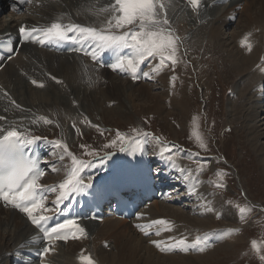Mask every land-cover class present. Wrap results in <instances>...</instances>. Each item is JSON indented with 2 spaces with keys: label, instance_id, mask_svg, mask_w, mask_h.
I'll return each instance as SVG.
<instances>
[{
  "label": "bare ground",
  "instance_id": "bare-ground-1",
  "mask_svg": "<svg viewBox=\"0 0 264 264\" xmlns=\"http://www.w3.org/2000/svg\"><path fill=\"white\" fill-rule=\"evenodd\" d=\"M14 2L15 0H0V7L3 6L8 8V6H12V3ZM111 2L112 0H42L39 5H29L24 14L19 13V16L21 17L17 20L15 19L13 22L11 21L7 26H5V28L0 31V35H3L4 33L13 34V32H16L19 29L21 24L29 27H32L33 25L48 26L61 16H63V22L65 24L69 22V19L72 22L80 24H98L99 21L103 20L107 14L100 16L98 20L96 16L90 15L87 9L92 6L106 7ZM202 2L204 10H207V12L203 15L200 14L201 11H199V9L194 10L188 3V0H173V7L169 10V16L173 21H179L180 19L179 25L175 24L176 21L173 23L176 34L181 37V44H184V41L187 43L189 39L191 40V37L189 39L186 38L189 31L193 32L192 38L198 37L199 31L206 32L208 27L210 29V33H219L224 25L229 23L232 24L235 21L236 23L239 22L238 24L244 27L243 32H241L243 33V36L239 39L243 40L246 35L249 33L251 34L248 36V39L250 38L249 41L252 44L251 51H248L246 48V51L240 50L237 52L236 50L233 51V49H230L231 51L228 52L231 56H233L232 61L236 63L239 75L242 77V80L239 79L241 82L237 81V86H240V84L243 83L242 81H245V85L243 86H245L246 95L244 97L240 96L241 101L238 99L241 102V106L238 108V113L241 114V119L242 117L245 119L244 122L246 121L247 125L249 122H254L250 126L248 125L249 130H247L246 133L248 135V132L250 131L253 142L252 147L257 153L262 154L264 151V145H260L259 140L264 133L259 131V129L264 125V123L260 124V122H258V118L260 109L262 108L264 102V71H261V69L264 68V59H262L264 58V0H202ZM240 5L242 8L239 12L237 9ZM203 17H205V20L198 25L199 31H196V24L199 21L198 19H203ZM189 19H192L193 23H195H191ZM237 19L239 20L237 21ZM215 35H217L219 39H222L224 45L228 49L232 47H230L231 44L228 39L224 40L221 38V35ZM196 42L197 41H195V43ZM183 48L185 51L186 45H180V50ZM239 49H241V47ZM131 54V51H129V55ZM115 58L113 63L115 62ZM109 65L106 66L109 67ZM151 67L153 66L151 65ZM174 69L175 71L172 70L173 73L171 74L173 76L177 72L176 66ZM127 74V72L125 73L119 70L114 71L111 67L110 69L101 67L91 60V56L85 57L79 53L58 54L48 49H44L43 47L39 48V44L34 45L32 43H22L18 54L6 64H3L0 68V115L7 117L6 121H0V126L7 127L12 121H16L17 124L21 125L23 128L29 129L31 134L46 137L47 141H55L57 139H62V137L59 135L53 124L50 126L49 124H41L42 122L32 124L31 120L39 116L48 117L51 109L55 107L54 104L58 102H61L62 107L66 108L64 111L62 110V114H65L66 117L72 116L73 119L84 122L85 118L82 115L83 111H81L84 105L92 104L102 109L104 107L103 104H106L105 106L108 109V105H111L109 103L113 100H117V102H115L117 105L106 111L107 113L121 114L123 112H127L123 109H133V102L135 100L134 96L139 100L147 98L146 101L149 100L150 102H155V99L157 100L158 95L151 94L149 91V86L152 83H144V81L135 83L134 81L140 79L133 80L131 75L129 74L128 77L126 76ZM160 74L161 73L159 72L158 77L162 76ZM154 75L155 74L153 73L152 77H154ZM52 77H55L56 79L54 80ZM155 78H157V75ZM32 80H36L38 83H43L44 87L41 88L34 85ZM160 80L159 81L162 84V81H165L162 77ZM57 81H61L62 83H57ZM152 81L154 82L153 78ZM168 82L170 84V79ZM5 93L8 95L5 96ZM248 97L253 99L251 106H249L247 101L246 103L244 102ZM11 100H15V102L21 106L20 109L15 108L14 105L11 104ZM229 100L232 102V99L229 98ZM173 101L175 106L177 105L181 110H185L187 105H185V101L181 102L179 100V102H177L176 99H173ZM156 102L153 105L154 107L157 104ZM73 103L79 104V108L76 107L77 105L74 107ZM128 104L131 108L128 107ZM155 108L158 109V111L161 110V108ZM5 109H7V111H5ZM67 112L69 113L67 114ZM48 118L51 119L50 117ZM87 121H90L91 125L94 123L92 118L91 120L90 118L87 119ZM70 125L72 128H69L68 124L67 137L74 140V136L76 134L73 130V124ZM250 135H248L249 139ZM143 137L138 140L140 141V151H142V153L145 138ZM47 141L41 140L36 143H40L41 147L45 148L46 151L49 149V155L53 151H56V154L53 157L50 156L48 161L49 163H51V160L55 161V164L50 165L49 168L55 166L58 171H55L54 174H52L54 175L53 180L50 178L51 181L49 182L47 179V173L44 181L42 179L40 184L55 186L66 178V175H60L59 173L64 171L65 166H70V158L65 156L62 163L58 158L59 155L57 154L58 151L61 150L56 149ZM72 145L73 144L68 145L70 151L74 150L71 148ZM38 150L39 149L36 148L35 152L38 153ZM171 164L175 165L174 160ZM97 165L98 164H94L91 166V169H94V172L97 174L94 177H91L93 180L100 177L110 176L108 173L110 168L106 170L105 167L102 171H100L99 169H96ZM88 169L89 167L85 170ZM142 169L138 154L131 153L127 155L125 161V175H128L131 179L135 177L142 178ZM193 173L195 172L193 171L192 174ZM195 175L197 177L196 173ZM81 176L86 178L85 175L81 174ZM182 177L183 184L186 188L195 187L193 196L191 195L192 193H188L186 196L193 198L192 202H190L192 203V206L199 205L195 211H201V213H204L205 217L191 219L197 216V211L196 214H194L195 216H190V218L188 213L177 207V205L173 203L161 202L162 200H156L157 202H150V204H147L144 208L140 209L137 212L136 217L130 220L122 218H109L102 219V224H98L92 220L81 221L80 225H86L83 227L87 232V237L82 238L77 242H69L68 244L57 245V241L54 242V245H56V253H50L44 261L45 264H81L78 257L81 255L82 251L84 255L90 254L96 264H199L195 259L210 257L215 253V251L219 250L229 241L231 242L234 239L232 238L233 236H231V232L228 233L227 231V233H225L224 231L219 233V231L213 230L212 228L214 227H211L212 225L210 224L217 221L215 216L217 215V212H220L222 211L221 209L225 208L223 201L222 204L218 198L214 196V194L211 193V195L210 192L208 193L206 190L209 189L210 191V188L208 187L207 189V184L203 185V182L199 183L200 178L197 177V179L194 175H192L190 177V181L192 182L191 186V183L189 184L190 181L185 180L184 176ZM171 179L175 182L174 176H172ZM177 184L181 185V182ZM56 195L57 193L53 192L51 199L55 200ZM195 197L198 202L196 205L193 203ZM154 202L156 203L153 204ZM205 203H207L208 206H206ZM147 206L149 207L145 212L147 213L148 218L146 217V214L141 212ZM208 209L211 210L209 211ZM222 212L220 214H223ZM224 213L225 219H232V214L227 209ZM220 214H218L217 217H220ZM201 215L203 216V214ZM161 219L170 222V231L164 230L163 225H153L148 230L150 231L153 227L161 226L163 236H157L154 234L145 236L144 233L137 227V225L143 226L150 224L151 221ZM116 223L120 225L118 228L111 226ZM217 226L220 227L218 224ZM202 232H204V234L213 233L214 235L217 233L218 242L216 241L217 243L215 244L218 245L220 242L222 245L218 247L215 245L216 247L214 246V249L211 248L201 255L197 254L198 256L195 259L188 256V254L187 256H185V254L178 253L165 254L155 247L154 244L150 243L152 240H156L162 242L161 246L172 244L174 241L171 238L173 237L176 239L183 237L191 243ZM140 233H142L144 237ZM93 237H98V240H104V242L115 239L116 241L114 242V245L116 251L113 250L114 247L111 243L105 246H103L105 244L104 242L99 245H95V242L92 243L91 240ZM222 238L223 240L221 241ZM28 247H34L33 249L43 247V241L40 239L36 229L28 222L25 214L16 212L10 207L5 206L4 202H0V264H16V256L22 259L28 257V254H22L21 256V250ZM144 250H147L149 254H144L145 256H143L142 251ZM208 253L212 254H209L210 256L206 255ZM50 256H52L51 260L53 262H50ZM25 264H42V262H35L34 260H31Z\"/></svg>",
  "mask_w": 264,
  "mask_h": 264
},
{
  "label": "rangeland",
  "instance_id": "rangeland-1",
  "mask_svg": "<svg viewBox=\"0 0 264 264\" xmlns=\"http://www.w3.org/2000/svg\"><path fill=\"white\" fill-rule=\"evenodd\" d=\"M202 4L203 2L201 0V7L199 8L201 15L207 12V10H204V6ZM241 8L242 6L240 5L237 11L240 12ZM20 17L21 16H19L18 13H13L3 6L0 7V31L3 30L5 26H7L11 21L13 22L15 19L17 20ZM198 20L199 21L196 24L197 27L195 25L196 31H199L198 25L205 20V17ZM238 20L239 19H237V21ZM175 21L176 20H172V26L174 25L173 23ZM179 21H176L175 24L179 25ZM189 21L193 23L192 19H189ZM238 23L235 21L232 24H226L223 26L224 28L222 27L221 32L214 34L213 32L210 33V29L208 27L206 32L199 31L198 37L195 38H192L193 32L189 31L186 38L189 39L191 37V40L189 39L187 43L184 41V44H180L186 45V49L184 51L183 48L182 51L180 50L179 46V51L177 53V55L180 54V58L179 62L176 64L177 72L174 74V76L177 79H175V81H172L171 79L173 77V75H171L173 73L172 70L175 71V69L172 68L170 63L168 67H165L160 71V75L162 76L158 77V73L153 72L155 74L153 77L154 82L148 77L146 80L142 79L145 81L144 83L153 84H150L149 91L151 94L158 95V101L155 99V102L157 101L155 107L159 109L161 108L159 111L153 106L155 102H150L149 100L146 101L147 98L139 100L135 96L133 109H123L125 112L127 111V114L124 112L121 114L107 113L106 110H109V108H113L117 105L115 103L117 100H113L111 103H109L111 105L107 104L109 106L108 109L105 106L106 104H103L104 107L101 106L103 107L102 109L92 104L84 105L81 109V111H83L82 115L84 118H90V120L92 118V120H94L92 125H97L99 130L97 127H92L91 124L86 121L80 122L77 119H73L72 116L66 117L65 114H62L66 108L62 107L61 102L54 104L55 107L51 109L50 114L44 111L48 114V117L51 118L50 120L54 122L52 124L62 139L66 141L68 145L73 144L71 148L74 150L71 152L76 154L77 158L79 159L84 158L87 160H92L94 158L93 156L86 155V149L81 148V145H87V151L95 150L99 153V155L112 153L119 150V144L116 148H104V145L108 144L113 139H116L117 131L126 134L127 136H138L132 131L133 129H138L141 133L147 132L152 134L150 137H148V140H151L150 153L153 157L158 156L162 146H167L175 148L174 157L179 156L180 161L174 160V162H180V168L191 169L192 172L194 171L196 173V169L202 166L203 170L199 174L196 173L197 177L200 178L199 183L203 182V185L207 184V189L209 187L210 191L209 189L206 191L208 193L210 192V194H214V196L217 197L221 203L223 201L224 204H222L225 207L224 209H221L223 212H217V215L221 212L223 214H220V217L215 215L217 221L210 223L212 225L211 227H214L215 229H212L219 232H231V236H233L232 238L234 240L231 242L229 241L222 248L215 251V253L212 252L214 253L213 255H209L212 253L206 254L210 257L202 259L195 258L198 256L197 254L201 255L205 252L197 253L189 250L188 252L184 253L183 251L177 250L167 253L185 254V256L188 254V256L193 257V259H195L199 264H264V261L260 259V256L264 255V151L262 154L257 153L252 147L253 142L250 131L248 132V135H250L249 137L251 140L248 138L246 133L247 130H249L248 125L250 126L254 122H249L247 125V122H244L245 119L243 117L241 119V114L238 113V108L241 106L240 96L244 97L246 95L245 86H243L245 85V81H242L243 83H241L240 86H237V81L241 82L239 79L242 80V77L239 75L236 63L232 61L233 56H231L228 52L232 49L233 51L236 50L237 52L240 50L246 51V47L240 44L242 40L239 39L243 36V33L241 32H243L244 27ZM215 34L221 35V38L224 40L228 39L231 44L230 47H232L228 49L224 45L222 39H219V37ZM194 40L198 43H195ZM248 40H250V38ZM238 44L241 49H239L240 47ZM157 63V59H154L152 63L148 65L145 64L144 71L151 73V69ZM151 65L153 67H151ZM156 75L157 78H155ZM142 76L143 75H140V77ZM161 77L165 79V81H162L163 84L160 82ZM169 79L170 84L168 82ZM164 84L167 86V88ZM251 97L246 98L244 101L245 103L247 101L249 106H251L253 101ZM229 98L232 99V102H230ZM173 99H176L177 102H179V100L181 102L185 101V105L187 104L185 110L183 111L177 105L175 106ZM238 99H240V101ZM73 106L79 108V104L73 103ZM128 107L131 108L129 104ZM249 109L251 110L250 107ZM261 109L258 118V122H260V124L264 123V102ZM69 112H67V114ZM52 124H49V126ZM68 124L69 128L71 127L70 124H75V127H73L74 133L76 134L74 136V140L67 137ZM77 129H79V132ZM194 130L198 131V133L202 136L204 142L207 145L206 149L199 147L196 137L193 135ZM259 131L264 133V125L260 127ZM152 137H160L161 143L157 144V142L152 139ZM140 138L141 137H139L138 140ZM174 143L182 145L184 147L182 151H185L186 154H184L185 152L182 154L180 148H176ZM259 143L260 145H264V134L260 137ZM61 151H58L57 154L60 155ZM55 154L56 151H53L51 153V157H53ZM165 154L167 155V153ZM52 161L53 160H51V163L48 161L49 165H52L55 162ZM51 168L52 167L48 168L51 173H48V182L53 180L54 177L52 174H54L55 171H52ZM220 172L225 174L222 179L219 175H217V173ZM195 173L192 175L197 178ZM59 174L66 175L64 171H61ZM176 180L177 179H175V181ZM188 180L190 181V178ZM190 183L192 186L191 181L189 184ZM217 183L222 184L223 187H216ZM191 188L192 187H185L182 192H177V194H174V196L171 197L172 199L177 197H182V199L184 198L183 204H173L187 212L189 217H193L197 211H195V209L199 207V205L192 206V203L190 202H192L193 198L186 196L188 193H192L191 195L193 196ZM166 201L161 202L169 203ZM193 203H195V205L198 203L196 201V197L194 198ZM207 203H205L206 206H208ZM149 206L141 211L142 213L146 214L147 218L148 215L145 211ZM237 206L250 208L251 210L242 216L239 211V207ZM226 209L232 214V219L224 218V211ZM197 212V216L194 215V218H190L196 219L199 217H205L204 213H201V211ZM199 212L203 214V216ZM105 217L104 219L118 218L114 215H106ZM216 223L220 225V227L217 226ZM111 226L118 228L120 225L116 223ZM140 234L143 236L142 233ZM97 238L98 237H93L91 239L92 243L95 242V245H99L104 242V240L101 241ZM222 240L223 238L221 241ZM115 241V239L107 240L104 242L105 244L103 246L111 243V245L114 247L113 250L116 251L114 245ZM252 241H256L260 246L261 251L259 253H257L252 248ZM209 245V247L213 248L216 244L211 242ZM220 245L222 244L219 242L216 246L218 247ZM55 253L56 251H54L53 254ZM142 254L145 256L148 255L149 252L144 250L142 251Z\"/></svg>",
  "mask_w": 264,
  "mask_h": 264
},
{
  "label": "snow or ice",
  "instance_id": "snow-or-ice-1",
  "mask_svg": "<svg viewBox=\"0 0 264 264\" xmlns=\"http://www.w3.org/2000/svg\"><path fill=\"white\" fill-rule=\"evenodd\" d=\"M20 5H39L42 0H18ZM188 3L193 9L201 7V0H188ZM14 11L19 9L14 4ZM173 7V0H112L106 7L92 6L87 9L90 15L99 17L105 15L103 20L99 23L80 24L63 22V16L57 18L48 26H32L21 24L18 31L23 36L25 41L33 40L41 45L45 44H59L61 42L72 41L78 43L81 47L75 48L74 51L84 52L85 55L91 56L95 62L100 53L106 50H111L115 53V62L109 65L114 71L127 72L131 75L133 80L139 79L140 66L144 64L149 58H158V63L152 68V72L159 73L163 68L168 67L169 63L174 69L179 62L177 55L179 46L182 43L181 37L176 34L175 28L172 26V20L169 17V10ZM249 33L241 41L242 46H245L248 51L252 50V44L248 40ZM87 45V47H84ZM123 49H130L131 55H122ZM7 51L12 53L13 48L8 47ZM9 59L12 57L9 56ZM264 59V58H262ZM264 71V68L261 69ZM145 77L151 78L148 72H144ZM52 79H56L52 77ZM172 81L176 77L173 76ZM34 85L43 88V83H38L32 80ZM57 83H62L57 81ZM8 94L5 93V96ZM10 99V98H9ZM11 104L15 108L20 109V105L11 100ZM7 111V109H5ZM7 117L0 115V121H6ZM85 121L87 118L85 117ZM42 122L43 124L54 123L46 116L35 117L31 120L32 124ZM91 124L90 121H87ZM59 126V125H57ZM97 127V125H91ZM75 127V124L73 125ZM79 132V129H77ZM136 135H143L150 137L152 134L144 132L141 133L138 129H133ZM199 147L206 149L207 145L198 131L193 132ZM157 144L161 143L160 137H152ZM47 141L46 137L33 135L30 130L23 128L12 121L7 127L0 126V201L4 202L5 206H10L13 209L19 210L25 214L28 221L38 229L42 234L40 239L43 241V247L39 252L42 258V264H45L44 258L55 251L54 241H67L69 238L81 239L87 237V232L84 227L80 226L75 220H64L49 225V221L53 219L51 215L44 213H56L60 210V206L66 200H69L74 194L84 193L91 187V179L86 183L81 176V172L91 167V161H85L77 158L68 147V144L63 139L55 141H47L56 149H60L61 154L59 160L63 161L65 156L70 158V166L68 168L66 178L55 186H46L39 183L40 179L45 175L44 171L39 167V161L32 158L26 152L31 145L38 141ZM119 144V151L124 152L131 148V145L139 144L135 136H127L119 131L116 132V139H113L104 148H116ZM81 148L86 149L85 154L88 156H97L98 152L95 150L87 151V145H81ZM166 152H171V148L162 146L160 155L164 156ZM111 153H105V158L109 157ZM171 159V156L168 157ZM103 162V159L101 160ZM181 173L187 172L184 176L188 180L192 176L191 169H179ZM203 167L196 169L199 174ZM52 171H58L53 166ZM223 178V172L217 173ZM216 187H223L222 184L217 183ZM195 192V187L191 188ZM57 193L55 200L52 201L53 207L46 206L48 197L46 193ZM239 207V206H237ZM209 211L211 209H208ZM250 208L239 207V211L243 216ZM39 213V214H37ZM153 225H163L164 230H171L170 222L167 220H154L147 225H137V227L144 233L145 236L150 235L148 229ZM160 234L158 230L155 233ZM35 239V238H33ZM172 244L162 245V242L153 240L155 245L161 252H168L174 249H179L183 252L189 250H198L204 252L210 245L207 242V234L205 236H197L194 241L189 243L186 238H171ZM252 248L259 253L260 246L256 241H252ZM81 264H96L91 255H84L83 251L78 257ZM264 261V255L260 256Z\"/></svg>",
  "mask_w": 264,
  "mask_h": 264
}]
</instances>
